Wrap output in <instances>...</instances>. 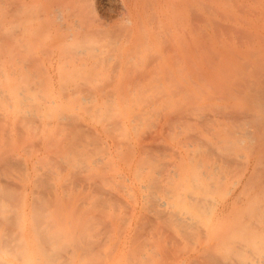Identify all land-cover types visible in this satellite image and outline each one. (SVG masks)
Instances as JSON below:
<instances>
[{"label": "bare ground", "instance_id": "bare-ground-1", "mask_svg": "<svg viewBox=\"0 0 264 264\" xmlns=\"http://www.w3.org/2000/svg\"><path fill=\"white\" fill-rule=\"evenodd\" d=\"M99 4V0H41L39 7L37 0H0V125L9 124L12 110L29 101V88L33 85L29 87L25 76L29 66L40 55L32 51L34 41L60 42L70 48L63 49L60 56L69 53L70 57H80L81 63L76 69L82 70L85 75L82 84L73 89L74 93L76 90L91 92V101L100 104L108 89L136 92L146 88L143 80L151 72L160 71L174 77L179 71V76L184 75L187 72L186 58L198 53L205 43L243 46L256 41L254 35L264 30V0H107L101 6L103 15L96 7ZM34 22L41 24L36 26ZM148 42L157 46L152 49V58L146 59L152 63V69L149 66L132 69V56L128 55L127 47ZM82 44L83 48H77ZM108 45L118 46L117 55L128 61L111 68L109 60L112 58H102L97 48ZM54 54L53 51L52 56ZM253 54L257 56L258 52L253 51ZM53 64L54 61L50 67H42L51 84L54 83L51 74ZM110 68V72L116 74V82L101 86L85 84V81L93 80V75L101 76ZM200 73L204 75L207 71L202 69ZM129 75L130 82L127 83L122 78ZM259 77L261 86L252 82L246 87L247 93L240 92L238 96L225 99L230 103L247 94L255 96L245 105L227 106L228 112L222 114V121L227 124L215 131L213 141L202 145L201 153L209 160V165H204L205 170L199 171L194 178L187 177V183L184 181L185 184L176 187L173 184L180 179L177 169L181 165L168 163L165 166L168 168L167 175L160 176L161 180H152V189L156 192L150 196V202L159 220L169 223L176 235L183 239L198 236L203 240V244L196 248L197 254L190 256L184 264H264V119H257L254 115L257 109L264 113V75ZM68 91L72 92L63 90L62 94ZM258 95L260 97H256ZM84 102L88 103L87 98ZM45 104L51 107L57 102L47 97ZM30 106L29 112L20 113L21 118L25 122L40 123L42 116L37 115L35 108H40L41 104L33 102ZM57 117L60 121L66 120L59 131L69 137L67 145L71 141L75 145L78 141L75 132L79 137L86 133L84 124L67 113L60 112ZM88 132L90 140L101 141L108 151L111 150L99 130L88 127ZM189 140L193 141L191 137ZM12 158L16 159L0 155L6 171L23 167L21 161ZM53 160L44 167L45 171L50 170L52 165L61 168L67 165ZM12 171L7 175L11 176ZM232 171L239 172L240 177L234 187L227 190L225 175ZM43 173L37 176L33 205L39 215L47 218L51 216L50 211L41 202H52L54 184L49 174ZM124 179L130 181L128 176ZM167 183L169 186H165ZM1 185L0 190H9L0 196V264H15L9 257L31 262L32 259L27 257L30 251L28 241L22 233L12 231L11 244L5 245L3 227L8 223L13 225L8 220V213L12 217L21 213L13 212L14 215L11 208H5V202L14 198V193L10 191L11 184ZM91 188L98 190L96 183L91 184ZM100 196L105 200L104 194ZM240 206H247V210L240 211ZM16 221L15 224L20 225V219ZM53 227L52 223L48 224L42 232L50 248L44 252L45 261L52 262L50 264H75V253L66 249L71 246L66 229L62 226L54 232Z\"/></svg>", "mask_w": 264, "mask_h": 264}, {"label": "rangeland", "instance_id": "rangeland-1", "mask_svg": "<svg viewBox=\"0 0 264 264\" xmlns=\"http://www.w3.org/2000/svg\"><path fill=\"white\" fill-rule=\"evenodd\" d=\"M37 1L38 6L41 7V0ZM99 2L96 7L99 14L103 15L101 6L107 0H99ZM37 23L40 22H34L36 26ZM53 26L52 24L51 29ZM254 36L256 41L247 42L243 46L205 43L198 53L190 54L186 58L187 72L184 75L179 76V71L174 77L162 74L160 71L151 72L143 80L146 88L136 92L118 88L108 89L107 96L101 98L100 104H96L95 100L86 104L84 99H91L93 94L80 90H76L75 93L74 90L71 93H61L63 98L61 97L59 83L63 86L71 83L72 88H77L83 82L84 72L76 69L71 72L69 78H66L69 72L64 70L65 67L70 68L71 71V68L81 63L80 57H70L68 53L59 60L56 58V69L61 67L62 73V80L58 78L56 81L55 92L60 105L47 107L45 110L38 109L37 114L44 116L39 125L44 124L45 128V134L42 136L45 143L41 150L45 158L40 160L39 165L47 167L52 158L67 165L63 173L56 167L54 169L53 165L49 167L51 171L49 177L55 188L52 191L54 201L47 207L51 216L46 218V225L52 223L54 232L63 226L72 250L77 248L80 252L81 247V249H89L82 264H184V260L197 254L196 248L203 244L200 237L183 239L180 235H176L175 229L169 223L159 220L150 202V196L156 192L152 189V180H161L160 176L167 175L168 168L165 166L168 163H176L181 165L177 169L180 179L173 184L177 187L187 183L189 178H194L199 171L205 170L204 165H209L208 158L201 153L202 145L213 141L215 131L221 125L227 124L222 121V114L228 112L227 106L245 105L255 96L247 94L230 103L225 99L238 96L240 92L247 93L246 87L252 82L261 86L259 76L264 75V30L258 31ZM58 44L59 42L34 41L32 51L40 54L39 61L35 62L36 65H40V68L45 64L50 65L63 46ZM83 47L84 44L77 48ZM155 47L157 46L152 45V42L128 46V55L132 56L130 61L132 69L137 70L145 66L152 69V63L147 62L146 59L152 58V49ZM97 48L102 58L106 60L112 58L109 60L110 67L120 66L128 61L126 58L123 59L122 55H117L118 46L108 45ZM44 49L46 50L43 53ZM53 51L55 56H52ZM253 51L258 52L257 56ZM111 68L106 69L101 76L93 75V80L85 82L94 83L95 86L116 82V74L110 72ZM202 69L207 73L201 75ZM42 75L43 71L38 72L43 83L45 81ZM128 77L130 75L122 79L129 83ZM47 85L43 83L40 88L43 98H50ZM17 110L23 111L20 107L12 111ZM60 112L71 116L82 115L81 121H86L90 126L99 129L108 128L106 138L112 144V150L108 155L107 164L102 165L103 169L100 164L98 168L96 167L97 171L84 167V165L90 167L95 165V158L103 153L98 149V144L87 137H83L81 142L84 156L80 161L68 156L60 158L64 154L62 145L66 143L63 139L67 135L60 132L61 125L58 124L60 119L57 117ZM254 115L257 119H264V113L260 109H257ZM48 123L53 125L47 126ZM2 128L0 126V132ZM23 131L25 134L15 145L16 151L22 154L35 153L37 150L35 146L39 142V137L34 135L35 129L27 128ZM190 137L192 142L189 140ZM128 165L131 167L128 168ZM82 167H84L83 174L75 178L73 172ZM96 175L100 176L98 182L103 189L99 194L103 193L108 200L104 208L101 205L94 207L97 202L101 203L100 196L98 198L96 192L80 189L83 185L87 188L93 183ZM22 176V174H14V178H10L11 176L0 173V183L13 182V189L19 195L17 204L20 208L24 200L25 188ZM124 176H128L130 181H126ZM239 177V172L234 171L225 175L227 190L234 187ZM78 181L83 184H79ZM28 187L31 191L32 185ZM29 200L31 199L27 201ZM218 200L222 202L221 199ZM25 208L27 216H30L31 207ZM239 208L243 212L247 210V206ZM92 218L93 221L90 222L89 219ZM106 220L109 221L108 224L104 222ZM80 234L84 236L79 237ZM156 235H159V238H156Z\"/></svg>", "mask_w": 264, "mask_h": 264}, {"label": "crops", "instance_id": "crops-1", "mask_svg": "<svg viewBox=\"0 0 264 264\" xmlns=\"http://www.w3.org/2000/svg\"><path fill=\"white\" fill-rule=\"evenodd\" d=\"M60 44L61 43L59 42L58 45H60ZM61 45H63V46H61V48L58 50V53H57L58 55L55 56V54H54L55 60H54L53 69H52L53 72L51 73V74H53V77H54V83L51 84L49 75L46 74V72L44 71V69L42 67L40 68V65H39V69L37 68L38 65H36L35 62L39 61L40 58H37L35 61H33L32 66H29V68H28L29 70L27 71L26 76H25V80L28 79L29 87H31V85H33L32 88H29L30 93H28V96H29L28 103L26 105L19 106L20 108L23 109V111H20V110L19 111L18 110L12 111L13 117L11 118V121L9 123L10 125L9 124L0 125L1 127H3L2 131L0 132V136H1V138H0V155L5 154L7 157L9 156L10 158L16 157V159L12 158V160H16L17 162L21 161L20 165L23 166L19 169L13 170V171L12 170L6 171L5 167H3L2 160H0V166L2 167L0 173L7 174V172L12 171L10 178H14L13 177L14 174H22L23 176L21 178L25 184L24 185L25 188H24V192H23L24 193V200L22 203V207L20 208V207H18V204H17V201L19 199V195L16 192V190L13 189V182H11L9 184H2L1 183L2 184L1 186H4V187L11 184L12 186L10 185L11 186L10 191H12L14 193V198L9 199L5 202V208H7V209L11 208L12 213L13 212H20L21 213L20 215H15L13 213L15 215V217H12L11 214L8 213V220L10 219L13 222V225L11 226L8 223L7 226L3 227L4 228L3 230H5V232H3L4 233L3 236L6 237L5 245L9 244V243L11 244V240H12L11 232L12 231H14L16 233H22L25 236V239L28 241V248L30 250L27 257L32 259L31 262L27 263V262H23L22 260H20V261L15 260L13 257H9V259L15 264H50V263H52V262H46L45 261L46 260V254L44 253L45 251L50 250L49 246L46 245V241L43 238V233H42L43 229L46 226H48V224L46 225V218L39 215L38 212H36V208L33 205L34 198H35V195L37 192L36 185H35L36 180H37V176L43 172L47 173V171H49L48 174L51 173L50 170L45 171V169H44L45 165L44 166L39 165L40 160H43V158H45L42 155L43 151H41V150H43V144L45 143V140L42 137L45 134V128H44V124L39 125V123H35V122H25V120L21 118L22 117L21 114L27 113V111L29 112L32 108L30 106V104L33 102L40 103L41 104L40 108H42L44 110L47 107H49V106H46V104H45L47 98H43L41 95L42 92H41L40 88H41L43 83H46V85L48 84L47 88L49 91L48 94L50 96L49 99L52 101H56L57 105H60L59 101H57L58 100V96L56 95L57 93H55V92L57 89L56 81L58 78L62 80V73L60 72L61 67L59 69H56V66H57L56 58H58V60H59L61 58L60 54H62V52H64L63 49L67 48V45H65V44H61ZM59 65L61 66V62H59ZM45 66L50 67V65H47V64H45ZM74 68H75L74 70H76V66ZM71 69L72 70L69 71L70 68L65 67L64 70L69 72L68 75H66V73H63V75H66V78H69L71 76V74H72L71 72L73 71V68H71ZM40 71H43L42 76H43V79L45 81L43 83L41 82V79L38 76V72H40ZM73 74H75V73H73ZM84 75L82 76V79L84 78ZM35 77H37V78H35ZM85 78H87V74H86ZM70 84L71 83H66L67 86H63L62 84L59 83V85H60L59 94H61L63 92V90L69 89L70 91H73V89H75V88H72L71 87L72 84H71V86H70ZM81 84H82V82L79 85H81ZM85 84H87V83L85 82ZM31 90H33V91H31ZM68 93H71V92L68 91ZM91 99H92V97H91ZM91 99H87L88 103H93L91 101ZM85 103L88 104L87 102H85ZM57 105H53L51 107H56ZM38 109L39 108H35V112H38ZM38 116H42V118H44L43 115H38ZM74 116H75V118H76V116L79 118V119L76 118V120L78 122L82 123V125L84 124L83 126L86 128V133L84 135H82V137H79L78 132H75V134L77 135V138H78V141L75 142V145L72 141L69 142V145H67L66 143H68V141L66 139H68L69 137L66 136L63 139V141L66 143L62 145V147L64 148V151H63L64 154L60 158H64V157L68 156V157L74 158L76 161H80L84 156L83 155L84 151H80L81 147H82L81 146L82 139H83V137L90 138V132H88V127L90 129L96 128V127L90 126V124H87L86 121H84V122L81 121V120H83L82 115H78V114L75 115L74 114ZM64 123H66V120L60 121L58 124L61 125V128H63L65 126ZM58 124L54 123V125H56V126ZM50 125H53V123L47 124V126H50ZM27 128H31V129L34 128L35 129L34 135H36V137H39L38 145L35 146L37 148V150H35V153H32V154H26V153L22 154L20 151H16V149H15L16 143L19 142L21 136H23L25 134V131H23V129L26 130ZM96 129L100 131V134L102 135L103 139L106 142H108V144L111 146V150H112V144L109 142V139L106 138V134L108 133V128L104 127L103 129H99V128H96ZM11 130H12V132H11ZM19 130L21 132H18ZM13 131H15L16 133L13 134ZM90 141H93V140H90ZM8 143H11V144H8ZM96 143L98 144V149L102 150L103 153L100 156H98L97 158H95L96 159L95 165H92V167H90L88 165H84L85 168L91 169L93 171H97L96 169L98 168L99 164L101 165V167L103 169L102 165L107 164L108 155L110 154V151H108L106 149V147L104 146V144L101 141H100V143L99 142H96ZM70 145H72L71 149H70ZM5 149L9 150V151H6ZM21 151L23 152V150H21ZM98 160H100V161H98ZM53 161L62 162L60 160H58V161L53 160ZM84 167H82L81 169H78V171H74L73 173L75 174L76 172H78L77 176H79L80 174H83L82 171H83ZM129 167H131V166L128 165V168ZM54 169H55V166H54ZM56 169H58V171H60L61 173H63L65 171V170H63V169H65L64 167L61 168V167L56 166ZM33 173H35V175ZM96 173L98 174V172H96ZM99 177L100 176L96 175V177L94 178L95 182H93V183L97 184V187H98L97 191H94L91 188V184H93V183L88 185L89 189H88V187L85 188L84 187L85 185H83L82 188H80V189H86V190L94 191L97 194H98V192L103 191L102 185L98 182ZM11 180H13V179H11ZM78 183L83 184L79 181H78ZM30 184L32 185L31 191L28 187ZM8 190H9L8 188H4V189L0 190V193H1L0 196L4 195L6 192H8ZM100 194H99V196H100ZM29 198L31 199V200H29L30 202L27 201ZM100 199H101V203L98 205H101L102 208H104V206L106 207L107 201H108L107 196H105V200H103L101 198V196H100ZM51 200H52V202L54 201L53 198H51ZM41 203L47 207L50 206V204H51L49 201L45 202V200L44 201L42 200ZM28 206L31 207L30 216H27V210L25 208ZM19 219H20V225H19V223H17V225H18L17 226L15 223L17 222L16 220H19ZM104 222H106V224H108L107 222H109V221L106 220ZM50 225H51V223L49 224V226ZM15 226L17 227L16 229H15ZM7 227L9 229H7ZM106 227L108 228V226H106ZM81 248H80V252L77 251V248L75 250H72V248L70 246L66 248V249H69L68 251L75 253V256H76V263L75 264H82L85 262L84 258L86 256V254L88 253L89 249L88 248L87 249H81ZM94 249H96V248H94ZM39 260L40 261L42 260L43 262L42 261L39 262ZM58 264H60V262Z\"/></svg>", "mask_w": 264, "mask_h": 264}]
</instances>
